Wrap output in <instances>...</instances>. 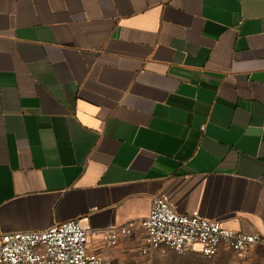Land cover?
<instances>
[{
  "label": "crops",
  "instance_id": "1",
  "mask_svg": "<svg viewBox=\"0 0 264 264\" xmlns=\"http://www.w3.org/2000/svg\"><path fill=\"white\" fill-rule=\"evenodd\" d=\"M158 194L264 236V0H0V235Z\"/></svg>",
  "mask_w": 264,
  "mask_h": 264
},
{
  "label": "built area",
  "instance_id": "2",
  "mask_svg": "<svg viewBox=\"0 0 264 264\" xmlns=\"http://www.w3.org/2000/svg\"><path fill=\"white\" fill-rule=\"evenodd\" d=\"M137 235L143 256L172 249L206 257L228 251L245 258L257 246H264V236L259 233L236 231L198 211L183 214L165 195L158 194L152 199L149 215L139 222L92 229L75 219L45 230L1 234L0 264H111L105 247H116L122 239Z\"/></svg>",
  "mask_w": 264,
  "mask_h": 264
},
{
  "label": "rangeland",
  "instance_id": "3",
  "mask_svg": "<svg viewBox=\"0 0 264 264\" xmlns=\"http://www.w3.org/2000/svg\"><path fill=\"white\" fill-rule=\"evenodd\" d=\"M111 264H264V246H257L245 258H238L228 251L206 257L194 252L179 254L172 249L154 251L143 256L138 249H133L128 255L116 257Z\"/></svg>",
  "mask_w": 264,
  "mask_h": 264
}]
</instances>
